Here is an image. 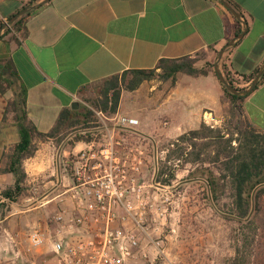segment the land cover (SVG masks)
<instances>
[{
  "label": "crops",
  "instance_id": "crops-1",
  "mask_svg": "<svg viewBox=\"0 0 264 264\" xmlns=\"http://www.w3.org/2000/svg\"><path fill=\"white\" fill-rule=\"evenodd\" d=\"M42 1L0 0V172L19 141V125L24 123L40 134H48L63 111L77 110L88 89L111 77L153 70L161 60L201 53L212 58L216 55L219 68L223 60L227 70L236 75H250L264 63V0H224L239 13L240 21L219 0ZM238 29L242 38L226 47ZM205 77L213 84L215 96L187 121L175 122L168 114L162 117H168L169 122L160 124L152 117L146 124L131 115L128 117L137 125L129 130L150 138L139 130L148 126L175 140L202 122L208 124L210 118L220 121L225 110L220 84L210 73ZM144 84L131 92L133 96H138ZM236 85L248 84L240 80ZM190 86L185 80L175 83L167 94L157 91L153 96L149 93L154 88L149 87V93L144 94L147 101L154 98L155 109L170 98L192 101L197 95ZM256 86L245 99L243 112L251 125L264 133V80ZM121 103L119 100V109ZM61 132L33 140L34 155L21 164L25 174L22 188L42 183L59 188V183L68 182L69 178L59 177V157L79 151L86 142H75L70 152L63 143L56 149L53 141ZM54 171L56 179L43 178ZM14 182V175L0 173L1 188Z\"/></svg>",
  "mask_w": 264,
  "mask_h": 264
},
{
  "label": "rangeland",
  "instance_id": "rangeland-1",
  "mask_svg": "<svg viewBox=\"0 0 264 264\" xmlns=\"http://www.w3.org/2000/svg\"><path fill=\"white\" fill-rule=\"evenodd\" d=\"M189 59L196 67L204 68L210 74L214 72L215 63L217 65L219 63L216 55L212 58L206 53ZM218 69L220 71L219 65ZM185 80L190 82L193 93L196 90L197 96L192 101L179 100L177 97L170 98L155 109L153 108L156 102L154 98L147 101L144 94L149 93L146 90L147 87L154 88L149 93H154L153 96L157 95L155 94L157 91L167 94L175 83ZM144 83L145 87L141 88L138 96L123 91L120 109L118 108L114 115L102 113L103 116L100 118L96 115L99 111L89 102L98 99L101 86L96 85L88 89L81 96L77 111L82 115L86 110L90 111L93 119L88 124L94 127L83 128L85 124L82 118L84 117L80 116L82 120L80 124L62 131L53 141L54 146L57 149L63 143L64 149L70 152L74 147L75 136L79 135L83 139L89 138L94 147L99 149L108 142L107 135L110 133L119 162L123 163L125 156L131 153L132 156H128V163L131 159L135 164L140 161L139 169L134 175L136 191L132 196V205L134 212H138L142 205H146L144 225L147 227L148 234L140 238L134 256L124 264H231L237 224L225 212V197H222L220 205L216 207L213 205L208 197L204 181L198 177V167L195 165L187 164L182 168L177 166L174 179L169 186L155 182L157 170L174 139L167 138L161 130H154L148 126L139 130L151 137L140 136L129 130V127L113 120V118L130 119L128 116L133 115L139 116L146 124L152 117L154 121L162 124L169 122L168 117H162L169 114L171 120L175 122L187 121V118L193 116L200 106L208 103L207 99L215 96L214 86L209 78L202 76L191 78L184 74H179L174 84L159 79ZM215 85L218 86L216 81ZM223 102L226 110L228 102L225 98ZM225 110L220 121L205 124L214 128L222 127ZM79 149H86L85 145H80ZM66 157L67 155L59 157V177L68 179L70 169L65 166ZM47 175L44 174L43 178L54 180L58 177L55 171L52 176L47 177ZM43 185L42 183L38 187H24L15 202L1 200L0 220L4 217L8 218L0 223V264L13 259L15 249L9 238L19 239L24 243V235L33 227L51 229L47 222L60 208L59 198L56 196L62 192L63 188H55L51 184ZM6 188L8 187H0V192ZM1 203L6 204V207H2ZM132 225L135 230L138 229L135 222ZM157 242L159 246L156 245Z\"/></svg>",
  "mask_w": 264,
  "mask_h": 264
},
{
  "label": "trees",
  "instance_id": "trees-1",
  "mask_svg": "<svg viewBox=\"0 0 264 264\" xmlns=\"http://www.w3.org/2000/svg\"><path fill=\"white\" fill-rule=\"evenodd\" d=\"M240 32L238 29L235 36ZM156 70L160 72L157 73ZM258 70L259 68L250 75H236L227 70L223 60L220 62L224 80L238 91L248 88ZM179 74L196 78L208 76L209 71L196 67L189 58L161 60L153 70L128 71L120 78L111 77L103 81L98 99L89 104L106 115H113L123 91H135L143 82L153 79L174 84ZM212 75L219 82L215 72ZM240 80L247 83V87H238L236 83ZM263 80L264 74L258 84ZM219 84L223 98L228 102L223 126L214 128L202 122L197 129L186 131L173 140L157 170L155 182L169 186L177 166H197L198 177L204 181L213 205H220L224 196L225 212L237 224L231 264H264V133L256 130L244 116L243 103L248 95L234 96L220 82ZM80 116L84 117L83 121ZM92 119L93 114L88 110L83 115L77 110H65L55 127L46 135L24 123L19 125V141L14 146L6 167L0 172L14 175L15 182L0 192V202H15L21 195V183L25 179L21 164L34 155L36 146L33 140L36 137L40 139L56 136L60 131L74 127L81 121L85 124L83 128H92L94 125L88 124ZM74 140L91 142L89 138L83 139L79 135ZM205 165L208 167H203ZM1 206L6 207V204L1 203Z\"/></svg>",
  "mask_w": 264,
  "mask_h": 264
},
{
  "label": "built area",
  "instance_id": "built-area-1",
  "mask_svg": "<svg viewBox=\"0 0 264 264\" xmlns=\"http://www.w3.org/2000/svg\"><path fill=\"white\" fill-rule=\"evenodd\" d=\"M96 115L103 116L100 111ZM113 120L125 127L137 125L133 119ZM111 136L108 133V142L99 149L89 142L86 149L66 157L70 177L59 183L60 208L48 219L51 229L33 227L24 243L9 238L15 252L3 264H124L134 256L140 238L148 234L146 205L138 212L132 205L140 161L128 163L131 153L119 162Z\"/></svg>",
  "mask_w": 264,
  "mask_h": 264
},
{
  "label": "water",
  "instance_id": "water-1",
  "mask_svg": "<svg viewBox=\"0 0 264 264\" xmlns=\"http://www.w3.org/2000/svg\"><path fill=\"white\" fill-rule=\"evenodd\" d=\"M49 0H43L41 3L44 4V3H47ZM219 2L238 20L240 21L241 20V17L239 15V13H237L230 5H228L224 0H219ZM34 7H31V9H33ZM26 12V10H23L22 13ZM243 36V33H240L238 34L237 36H235V39L229 41L226 45V47H231L234 42L236 40H239L241 39ZM225 47V48H226ZM225 48L221 49L220 52L218 53V60L221 59L222 57V54L225 50ZM214 72L219 80V82L225 87V89L232 95L234 96H237V97H241V96H246L248 94H250L254 88L256 87V85L258 84L260 78L263 76L264 74V63L262 65V67L259 69V71L257 72L256 76L254 77V79L251 81L250 85L248 86L247 89L245 90H236L234 89L233 87H231L230 85H228L226 83V81L224 80L223 78V75L221 74V72L219 71L218 69V65L217 63H215L214 65ZM77 106V105H76Z\"/></svg>",
  "mask_w": 264,
  "mask_h": 264
}]
</instances>
